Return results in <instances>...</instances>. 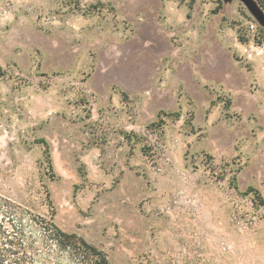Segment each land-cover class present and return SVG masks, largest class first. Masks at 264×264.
I'll return each instance as SVG.
<instances>
[{"label":"rangeland","instance_id":"1","mask_svg":"<svg viewBox=\"0 0 264 264\" xmlns=\"http://www.w3.org/2000/svg\"><path fill=\"white\" fill-rule=\"evenodd\" d=\"M264 0H0V198L111 264H264Z\"/></svg>","mask_w":264,"mask_h":264},{"label":"trees","instance_id":"2","mask_svg":"<svg viewBox=\"0 0 264 264\" xmlns=\"http://www.w3.org/2000/svg\"><path fill=\"white\" fill-rule=\"evenodd\" d=\"M256 203L264 207L255 189ZM0 264H111L84 238L0 198Z\"/></svg>","mask_w":264,"mask_h":264}]
</instances>
